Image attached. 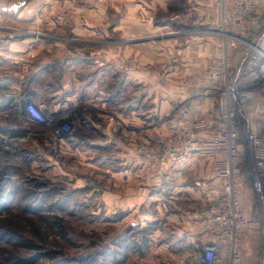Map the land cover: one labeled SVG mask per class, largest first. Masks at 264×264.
<instances>
[{"label": "rangeland", "instance_id": "1", "mask_svg": "<svg viewBox=\"0 0 264 264\" xmlns=\"http://www.w3.org/2000/svg\"><path fill=\"white\" fill-rule=\"evenodd\" d=\"M42 1V4L46 3ZM146 1L154 7L159 6V2H167ZM194 1L203 3V0ZM66 2L67 8L64 7ZM51 3L63 4L51 12V28L4 30L5 38L0 40L1 56L10 52L12 55L30 52L27 42L21 38H37L31 51H37L40 57L32 68L24 66L25 60L18 56L17 63L0 67L1 73L16 72L10 78V85L20 83L23 88L29 71L41 65L45 55H51L54 69L51 75L38 80V89L42 91L47 82L59 88L61 75L55 66L60 64L57 58L65 57L66 53L91 54L102 47L116 49L111 69L125 73L143 69L144 91L154 97L158 93L167 95L174 86L172 68L202 47L187 40L206 34L216 18L215 14L206 19L198 9L199 4L196 8L190 7V15L178 12L179 6L185 3L170 0L167 11L156 7L149 13L146 19L152 21V26L144 32V0H52ZM91 4L109 6L107 10L111 6L112 9L78 11V7L88 8ZM215 5L217 10V0ZM157 23H162L160 28L155 26ZM34 32L40 35L33 37ZM207 34L220 39L217 34ZM10 38L19 39L11 44ZM44 38L52 42L44 44ZM143 44L144 51L138 49ZM8 46L12 49H7ZM221 49L222 44L215 56ZM135 53L144 54V60L138 59ZM119 57L130 58L132 64L127 68L119 66ZM230 71L233 78L236 70L231 68ZM189 75L191 73L184 74L182 85L188 86ZM9 93L15 95L10 89L0 94V100ZM2 104L0 146L13 156L7 161L11 166L12 184L7 189L18 185L20 190L9 205L0 209V264H191V253L197 245L188 253H180L173 252L168 244L177 233L185 236L187 232L199 229L200 223H196L192 214L195 210L199 214L206 204L200 197L205 188L203 181L213 171L211 160L191 157L175 176L173 185L164 190V187L153 185L151 178L142 180L140 173L129 165L124 169L119 167V160L110 156L116 150L113 142L104 148L88 144L92 139H104L105 136H78L87 141L80 144L54 136L59 122L66 118H75V132L83 131L72 112L56 114V126L47 128L20 122L17 114L5 112L7 108H2ZM217 115L218 111L214 117ZM240 124V146L250 157L254 132L245 129L242 117ZM28 132L39 136H27ZM115 137L134 152L141 142L137 137L136 140H131V136ZM37 205L40 207L34 210ZM260 239V257L251 253L250 259L247 257L250 261L245 262L242 258L241 264H264L263 232ZM27 244L39 245L41 249L37 251Z\"/></svg>", "mask_w": 264, "mask_h": 264}, {"label": "crops", "instance_id": "2", "mask_svg": "<svg viewBox=\"0 0 264 264\" xmlns=\"http://www.w3.org/2000/svg\"><path fill=\"white\" fill-rule=\"evenodd\" d=\"M172 1L178 3L184 2V6H179L178 12L186 13V15H190L188 13L190 12V7L196 8L197 4H199L198 9L204 13L206 19L213 18L216 14V0H203V3L202 1L198 3L194 0ZM42 2V0H0V40L5 38V29L26 27L33 30L46 28V26L51 28L53 24L51 12L54 8L63 7V4L61 6L53 5L51 3L52 0H45V4H42ZM167 2H159V6L156 7L167 11ZM151 4L144 0V32L147 27L152 26V21L150 22V20L146 19L149 13L151 14L156 9ZM64 7H68L67 2ZM80 7H78V11L83 13L89 10L93 12H105L106 8H109V6L101 4H91L87 6L88 8L84 6ZM110 9H112L111 6ZM110 9L108 10L110 11ZM159 24L162 23H157L155 26L160 28L161 25ZM32 34H34L33 37L40 35L35 32ZM251 37L255 46L264 51V16L258 27L251 32ZM18 39H12L11 44L16 43L15 40ZM22 39L27 42L29 46L28 51L30 52L25 51L22 54L19 53V55H12L13 52H10L5 57L1 56L2 52H0V67L17 63L16 56L25 60L24 66L30 68H32L36 60H40L37 51H31L38 39ZM187 41L191 44H200L202 47L195 53L191 52L192 56L184 58V62L180 63L179 66L172 68L173 73L171 77L174 78V86L171 87L167 95L158 93L154 97L149 95L147 91H144L143 69L129 73L111 69V62L115 56L114 52H116V49L102 47H99L98 51L96 48L91 54L80 52L66 53L65 57L57 58L60 64L55 66L56 70H60L61 75L59 88H54V83L47 82V84H44L42 91L38 89V80L51 75L54 69V58L51 55H45L44 59H41V65H37V68L29 71L23 88L19 86L20 83H12L10 85V78L16 72L12 74L0 72V94L10 89L14 90V93L17 95L29 94L37 101L42 102L47 112L52 115L64 111L72 112L78 124L83 127V131L80 132L81 134L76 132L78 144L87 142L84 140L85 137H83L84 139H80L78 136H105L104 139H92L88 144L95 148H104L113 142V145L115 144L113 148L116 150L112 151L111 158L118 159L119 167L122 169L129 165L131 169L140 173L142 180H144L142 164L138 155L133 149L130 150L124 142L118 138L116 139L115 136H131V140H136L137 137L139 141H143L153 138L157 131L170 132L180 124V118L176 110L182 103H186L193 117H214L219 109L217 97L212 92H207L203 97L198 96L199 90L193 86L182 85L181 79L186 73H194L204 69L217 54L221 47V41L218 37L207 33L202 37H196ZM51 42L50 39H45L44 44ZM7 49H12V46H8ZM138 49L144 51V44L138 46ZM250 49L244 44H240L232 50V70H236L245 64L252 51ZM47 51H50V49L47 48ZM135 54L138 59L144 60V54ZM259 81H264V62L254 72L242 77L240 85L242 87L252 86ZM161 95L162 98H160ZM4 107L7 108L5 111L7 113L13 111V105L10 103L2 104V108ZM240 113L246 125L245 129L248 132H264V86L256 88L255 97L241 107ZM18 119L20 122L38 124L27 118ZM28 135L39 136L33 132H28ZM54 136L60 135L56 134ZM205 137L209 138L210 136L207 134ZM193 156L191 159L197 158L201 160L208 158L212 161V158L206 155L197 154ZM243 166L245 177L239 187V197L245 217L247 220H250L242 229L241 261L244 258L246 262L250 259L251 253L259 254L258 257L262 254V250L260 249L262 226L258 222L262 218L259 214L258 221L251 219L256 215L257 206L263 204V196L261 176L251 155L244 160ZM184 167L174 172L153 177L150 182L157 187H164V190L168 189L173 185L172 182L175 180V176H178ZM212 175L207 176V179L203 181L205 186L211 182ZM201 193L203 197H199L206 203L208 193L205 188ZM192 215L196 218V223L199 224L198 211L195 210ZM202 238L203 236L199 234L198 230L187 232L185 236L183 233H177L168 245L173 252L188 253L193 250L194 245L199 244Z\"/></svg>", "mask_w": 264, "mask_h": 264}, {"label": "built area", "instance_id": "3", "mask_svg": "<svg viewBox=\"0 0 264 264\" xmlns=\"http://www.w3.org/2000/svg\"><path fill=\"white\" fill-rule=\"evenodd\" d=\"M264 16V0H217L216 18L205 32L220 36L222 49L198 72L191 73L186 83L199 90L198 96L212 92L218 100L216 117H193L186 103L177 107L180 124L170 132L157 131L153 138L137 144L144 178L158 177L182 168L193 155L212 158V179L205 186L208 200L198 214V232L203 236L191 253V264H241L242 229L250 220L245 217L239 187L245 177L244 160L248 158L240 146V108L256 95L259 81L242 87L240 80L254 72L264 62V51L255 46L251 32ZM244 44L252 50L245 64L230 76L232 50ZM130 58L119 57L117 63L127 68ZM235 80V81H234ZM12 104L19 118H27L47 128L56 126V116L47 112L45 105L29 94H7L0 100ZM65 115V114H64ZM75 118L59 122L55 133L69 142L77 140ZM209 134V138L205 136ZM251 156L261 176L263 204L257 206L264 233V132L251 135Z\"/></svg>", "mask_w": 264, "mask_h": 264}, {"label": "trees", "instance_id": "4", "mask_svg": "<svg viewBox=\"0 0 264 264\" xmlns=\"http://www.w3.org/2000/svg\"><path fill=\"white\" fill-rule=\"evenodd\" d=\"M12 153L0 146V209L1 208H5L7 205H9L13 200L12 197L17 195V193H19L20 187L17 185L16 188H10L7 189V187L11 184V177L9 176V168H11L10 165H8L7 161L9 160V157H11ZM13 157V156H12ZM24 156H21V158H23ZM9 190V191H7ZM42 202V201H41ZM40 202V204H41ZM30 207V206H29ZM27 207V208H29ZM38 207L40 206H34L33 209L34 210H38ZM5 237V236H4ZM27 247H32L33 249H37V251H39L40 246L39 245H29L27 244Z\"/></svg>", "mask_w": 264, "mask_h": 264}]
</instances>
